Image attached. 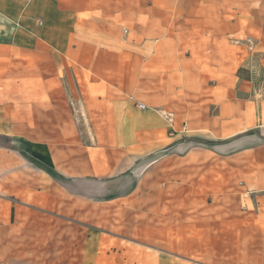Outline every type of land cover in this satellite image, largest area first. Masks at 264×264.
I'll return each mask as SVG.
<instances>
[{"label":"crops","instance_id":"0c3cea01","mask_svg":"<svg viewBox=\"0 0 264 264\" xmlns=\"http://www.w3.org/2000/svg\"><path fill=\"white\" fill-rule=\"evenodd\" d=\"M255 76L263 82L264 0H0V151L10 157L0 195L14 194L10 170L20 196L50 194L39 182L52 185L55 174L72 199L105 196L114 180L118 203L138 189L140 160L205 143L225 160L228 194L241 201L225 222L233 247L222 257L264 264V93ZM89 99L103 110H89ZM71 102L83 121L112 116L106 144L73 120ZM178 113L175 137L193 138L185 143L174 142L163 117L175 125ZM171 159L146 162L147 194L170 191Z\"/></svg>","mask_w":264,"mask_h":264},{"label":"rangeland","instance_id":"374dc122","mask_svg":"<svg viewBox=\"0 0 264 264\" xmlns=\"http://www.w3.org/2000/svg\"><path fill=\"white\" fill-rule=\"evenodd\" d=\"M258 80L255 88L264 93V80ZM71 103L73 120L77 124L87 122L81 115L74 116L77 103ZM85 104L98 112L105 106L104 101L92 99ZM143 115L137 110L136 116L142 123L146 119ZM182 120L178 113L170 128L174 142L193 139L175 137L176 131L182 130ZM112 123V116L103 114H92L87 122L99 144L107 143V126ZM193 146L177 150L172 145L140 160L138 189H129L130 193L118 203L111 201L120 196L115 193L114 180L108 182L105 196L89 199L88 195L76 194L72 199L60 193L63 190L58 185L63 181L55 174H51L52 185L39 182L47 186L51 195L20 196L17 174L7 170L5 182L14 194L0 195V264H226L223 257L228 246H233L227 243L225 222L239 216L236 210L242 209L241 201L228 194L225 160H214L215 154L205 143ZM185 152L190 155L186 160L177 158ZM163 153L172 158L171 177L167 181L170 191L163 194L160 185L159 192L147 194L153 189L152 181L146 178V162ZM6 159L10 161L9 153L1 150L0 168ZM28 177V186L36 187L30 168ZM3 183L0 181V188ZM127 186L132 187L129 182ZM164 225L170 227L163 229ZM162 252L171 255L169 261L162 260L168 258ZM179 256L189 259L182 261Z\"/></svg>","mask_w":264,"mask_h":264},{"label":"built area","instance_id":"2783aa9c","mask_svg":"<svg viewBox=\"0 0 264 264\" xmlns=\"http://www.w3.org/2000/svg\"><path fill=\"white\" fill-rule=\"evenodd\" d=\"M39 24L42 23V21H38ZM72 105V103H71ZM137 108L139 110H146V106L144 104H138ZM74 113L78 112V109H76L75 107H73ZM163 117L168 121V124L170 125V128H172V124H173V119H172V115L171 114H164Z\"/></svg>","mask_w":264,"mask_h":264}]
</instances>
